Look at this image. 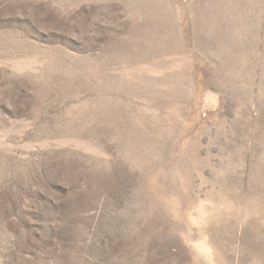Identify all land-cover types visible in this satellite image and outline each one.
<instances>
[{
  "label": "rangeland",
  "instance_id": "374dc122",
  "mask_svg": "<svg viewBox=\"0 0 264 264\" xmlns=\"http://www.w3.org/2000/svg\"><path fill=\"white\" fill-rule=\"evenodd\" d=\"M0 264H264V0H0Z\"/></svg>",
  "mask_w": 264,
  "mask_h": 264
}]
</instances>
